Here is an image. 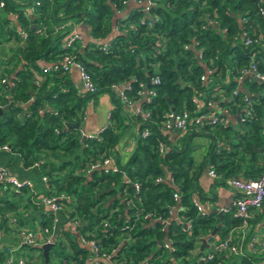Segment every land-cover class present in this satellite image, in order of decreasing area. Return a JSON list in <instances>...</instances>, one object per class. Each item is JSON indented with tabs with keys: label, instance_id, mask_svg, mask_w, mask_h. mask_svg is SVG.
<instances>
[{
	"label": "trees",
	"instance_id": "obj_1",
	"mask_svg": "<svg viewBox=\"0 0 264 264\" xmlns=\"http://www.w3.org/2000/svg\"><path fill=\"white\" fill-rule=\"evenodd\" d=\"M257 1L151 0L146 14L140 5L126 6L122 0H0V14H4L0 25H6V39L15 43L0 57V77L5 78L0 84V107L6 105L0 111V144L7 145L0 151V163L11 168L19 162L25 168L39 160L38 169L29 170L27 176L38 183L37 176L44 174V191L65 196L59 199L56 241L46 261L40 251L37 264H107L91 258L92 251L78 241V234L93 238L99 249L114 248L108 259L115 264H183L204 254L193 252L202 234L215 228L214 235L222 239L229 227L241 223L232 208L219 223L212 213H197L190 202L197 176L190 150L194 135H208L205 160L221 181L254 178L263 169L264 82L242 81L257 93L251 95V110L241 120L246 106L243 91L239 88L231 94L237 68L250 57L264 72L263 52L257 45L233 42L241 16L248 19L245 28L250 35L259 32L264 37V17L257 12ZM121 9L124 13L117 15L115 10ZM9 13L15 22L7 17ZM204 16L216 18L225 32L202 27ZM68 20L82 22L88 31L86 37L65 45L71 32ZM63 55H72L83 66L94 91L79 90L59 65L42 70V63L58 61ZM207 67L213 69L210 81L200 78ZM154 75L156 83L151 80ZM121 82L128 83L123 93L138 101L139 113L126 111L110 87ZM148 90L154 93L146 100ZM102 92L110 93L112 107L98 133L84 136L80 126H68L81 122L86 103ZM194 99L203 101L199 108ZM207 99L228 113L216 112L217 120L192 122L180 133L162 127L166 111L186 109L194 117L208 110ZM128 125L136 127L135 143L119 164L115 145ZM142 129L146 135H140ZM108 155L114 156L115 170L100 165ZM94 163L99 166L90 167ZM175 191L178 199L172 197ZM12 195L15 199L0 195V240L8 242H14L11 233L16 227L34 229L49 220L27 200L20 202L16 193ZM177 203L180 209L172 218L168 209ZM8 213L16 217L13 225L8 223ZM73 219L74 227H62ZM184 221L189 228L183 227ZM239 245L238 251L216 253L205 263L264 264V248L248 252Z\"/></svg>",
	"mask_w": 264,
	"mask_h": 264
},
{
	"label": "built area",
	"instance_id": "obj_2",
	"mask_svg": "<svg viewBox=\"0 0 264 264\" xmlns=\"http://www.w3.org/2000/svg\"><path fill=\"white\" fill-rule=\"evenodd\" d=\"M123 3L128 5V3H132V5H140L144 12L148 11L149 5L152 3L151 0H122ZM257 12L264 17V0L257 1ZM1 4V2H0ZM125 10H115L117 15H122ZM145 14V15H146ZM150 19V17L148 16ZM153 19H156L154 17ZM246 16H241L238 18L239 28L238 31L233 35V42L235 43L238 41L239 43L243 44L244 46L249 45H257L258 49L263 52L264 58V37L261 33H256L250 35L245 28V23L247 21ZM131 26V24H129ZM251 26V25H249ZM202 27H211L215 28L221 32H225V27H220L216 18L213 16H204ZM80 35L75 31L71 30L68 34L67 38L64 40V44L68 45L74 39H80ZM105 43L103 44L102 48H104ZM183 47H188L187 44H184ZM196 55H199L197 51ZM67 71L70 67H74L79 74L80 80L82 82V88L86 91H94L95 86L93 85L88 73L84 70L83 66L74 59L72 55H63L58 61L55 62H47L41 66L42 70L45 71L50 66L56 67L58 66ZM212 67L205 68L204 73L200 75V78L204 81L211 80L212 74ZM235 79V86L231 90V94H235L237 89H241L243 91L242 100L246 104L244 109L241 111L240 120L243 119V115L249 113L251 110L249 108L252 98L251 95L253 92L256 94V91L253 89H249L248 85L243 86L242 81L244 79L250 80H257L264 82V72H261L257 69V61L250 57L249 62L246 65H242L237 68V72L234 76ZM152 82H158V77L154 75L151 78ZM5 81V78L0 77V84ZM142 85V83H139ZM129 85L127 82L111 83L110 87L117 91V96L121 99L122 102L125 103L126 106H132L133 113H139L141 111V107L138 101L130 100L126 97L123 93L124 88H127ZM142 95V91H140ZM153 90H148L144 98L146 100L149 99L150 95H153ZM220 99H224V95H220ZM195 106L199 108L203 101L199 99H194ZM205 106L207 107V111L204 113H200L194 117H190L189 113L186 109H181L178 111H174L170 109L164 113V118L162 120V127L167 130H174L176 127L180 128L181 131H185L188 129L192 122H202L204 119L207 121L213 122L217 120L216 112L228 113L227 110L218 105L216 101L212 99H207L204 101ZM146 112H143V115L146 116ZM146 129H142L140 135H146ZM84 136H91V135H84ZM159 150L162 151L163 144H158ZM7 149L6 144H0V151ZM39 160L34 161L29 167H25L23 169H38ZM104 167H108L111 170H115L117 168L116 163L111 155L104 157L101 161V164ZM99 166L98 163L91 164L90 167ZM207 173L211 176H216L213 168L211 165L207 168ZM38 183L35 187V182L30 177H19L16 172L10 169L9 166L5 165L4 163H0V195L2 193L6 195H12L16 193L20 197V202L27 200L31 205L35 206L37 209L40 210V213H46L49 216L48 223L44 225L36 224L34 229H30L25 226H18L16 227L14 233H11V237L14 239V242H8L5 240H0V264H29L26 259L16 253V249L20 246H33L38 247L42 243H54L56 241V236L59 232V221H60V209L61 203L59 201L60 198L65 197L63 194H53L44 191L47 187L46 177L44 174H39L37 176ZM168 178V177H167ZM159 180V178H156ZM226 185H228L233 191V198L231 201V208L233 215L238 216L241 219V223L239 225L243 226L247 223V220L250 215L251 208H258L262 205L264 201V165L263 169L259 175L254 178H241V177H229L225 178L223 181ZM132 186L135 190H137L138 185L133 182ZM39 188V189H37ZM25 190V191H24ZM178 192H173L172 197L174 199H178ZM190 202L194 205L197 213L204 214L203 210L201 209V205L196 200V198L190 195ZM180 209L178 203L176 205H171L168 209V214L172 218H177L176 212ZM9 225H13L16 222V217L11 214H6ZM38 215V214H37ZM166 222V220H165ZM69 223L71 227H74L77 223L76 220H66L63 222L62 227ZM184 228H189L188 222L184 221ZM1 233V229H0ZM1 235V234H0ZM78 241L89 247L92 251V259L97 260L101 259L104 260L107 264H115L111 262L108 258L110 254L113 252L114 248L111 250L106 251L99 249L98 245L95 243L93 238H85L84 236L77 235ZM205 237V236H202ZM210 239V246L209 250L204 253L203 255L196 258L195 261H186L183 264H195L200 262V264H206L205 262L213 257L214 254L222 252V251H229V252H236L239 250V240L233 241L230 236H226L222 239L220 238H213V234L208 233L205 237ZM164 247L171 248L167 242L163 243ZM264 248V240L261 243V249ZM177 264V263H174Z\"/></svg>",
	"mask_w": 264,
	"mask_h": 264
},
{
	"label": "crops",
	"instance_id": "obj_3",
	"mask_svg": "<svg viewBox=\"0 0 264 264\" xmlns=\"http://www.w3.org/2000/svg\"><path fill=\"white\" fill-rule=\"evenodd\" d=\"M130 4L132 3L129 2L127 6H130ZM24 9L27 11V7H24ZM7 17L12 22H15L14 14L9 13ZM67 23L71 25V30L78 33L80 37L82 38L86 37L88 27L85 24L79 21L75 22L72 20H68ZM6 46L8 50V48H13V46H15V43L13 42L12 39L10 40L8 39V41L6 42ZM44 64L45 63H42L41 66ZM67 76L72 82V84H74L79 90H83L82 87L78 86V84L81 83V80L78 71L74 67H70L67 70ZM111 107H112V100L109 92L99 93L94 101L89 100L86 103L85 109L83 111L82 120L81 122H79L82 135L97 134L98 131L106 124L108 111L110 110ZM124 109L128 112H132V106L131 107L125 106ZM226 116L230 120L232 119L231 115L227 114ZM133 128L136 132V127L133 126ZM172 136L174 139L177 137L173 134ZM207 138L205 137L200 139L191 138L192 146L190 153L193 158L192 170L197 169V176L194 179L195 188L191 191V195L194 196L196 200H198L203 212L212 213L214 217L217 219V222L219 223L222 215L230 211L231 209L233 191L223 181L219 180L218 176L213 177L207 173L208 163L205 160V153L210 144V142H208L209 138L208 139ZM119 143L120 142H116L115 152L118 158L117 159L118 163L123 164L126 158L128 157L129 153L133 149L135 143V137L134 138L129 137L123 145ZM16 163L15 165H17L20 168L21 167L20 163L19 162ZM15 165H12L14 169H12V166L10 169L16 172V174L19 177H28L30 175L28 174V172H30L28 169L20 168L19 170H17L15 168ZM213 210L220 211V215L214 213ZM65 226L71 228L69 223H66ZM246 227H249L248 232H250L251 230L253 231V234L250 237L248 236L249 234L245 230ZM206 235L207 234H202L200 237L202 236L206 237ZM227 235L230 236L233 240L234 239L237 241L239 240L242 243L243 249L245 251L253 252L256 249H261V243L264 240V201L260 207L250 209V215L245 225L243 226L236 225L229 227ZM213 238H219V237L216 234L214 235L213 233ZM200 243L201 241L198 239L196 242V248L193 252L197 251V252L206 253L209 250L210 239L207 237L206 242L202 244L201 248L199 247ZM192 258H195L193 253H192ZM217 264H223V262L220 260L217 262Z\"/></svg>",
	"mask_w": 264,
	"mask_h": 264
},
{
	"label": "rangeland",
	"instance_id": "obj_4",
	"mask_svg": "<svg viewBox=\"0 0 264 264\" xmlns=\"http://www.w3.org/2000/svg\"><path fill=\"white\" fill-rule=\"evenodd\" d=\"M0 16L3 17L4 14H0ZM5 29H6V25H4V24L0 25V57H2L6 52H8L7 46H6V42L8 41V39H6V37L8 36V34L6 33ZM218 112H219V110H218ZM234 127H236V126H234ZM135 134H136V132L133 128V125H128L120 133L117 142H120L123 145L129 137L134 138ZM203 137H205V138L208 137L209 138L208 142L211 141L210 137L208 135H206L205 133L196 134L192 138L193 139H200ZM206 147H205V149H206ZM120 162H121V159H120ZM32 179H36V178L33 177ZM36 186H37V183L35 182V187ZM7 197L10 199H15V197L13 195H8ZM245 230L249 234L248 235L249 237L253 234L252 230L250 232H248L249 227H246ZM56 250H57V248H56ZM16 253L18 255L22 256L24 259H26L29 264H37L40 261L39 260L40 259V250L38 248L29 247V246H20L19 248L16 249Z\"/></svg>",
	"mask_w": 264,
	"mask_h": 264
},
{
	"label": "water",
	"instance_id": "obj_5",
	"mask_svg": "<svg viewBox=\"0 0 264 264\" xmlns=\"http://www.w3.org/2000/svg\"><path fill=\"white\" fill-rule=\"evenodd\" d=\"M35 27L36 24L35 23H32L31 27ZM79 87H82V82L78 84ZM6 108V105L3 106V107H0V111L2 109H5ZM68 126H73V127H78L79 126V122L78 121H73V122H69L68 123ZM175 132L177 133H180L181 132V129L176 127L175 129ZM234 177H237V176H234ZM214 213H216L217 215H220V211H217V210H213ZM183 226H184V223H183ZM215 231V228L212 229L211 231V234H213ZM199 240L201 241L199 247L201 248L202 247V244H204L206 241H205V238L204 237H199ZM52 245V243H42L41 245L38 246V248L40 249L41 251V254L43 256V259L44 261H46L47 259V251L49 249V247Z\"/></svg>",
	"mask_w": 264,
	"mask_h": 264
}]
</instances>
